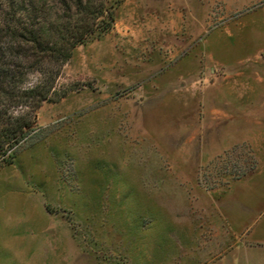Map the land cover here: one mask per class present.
I'll return each mask as SVG.
<instances>
[{
  "label": "rangeland",
  "instance_id": "374dc122",
  "mask_svg": "<svg viewBox=\"0 0 264 264\" xmlns=\"http://www.w3.org/2000/svg\"><path fill=\"white\" fill-rule=\"evenodd\" d=\"M108 7L0 155V264L264 259V0Z\"/></svg>",
  "mask_w": 264,
  "mask_h": 264
},
{
  "label": "trees",
  "instance_id": "16d2710c",
  "mask_svg": "<svg viewBox=\"0 0 264 264\" xmlns=\"http://www.w3.org/2000/svg\"><path fill=\"white\" fill-rule=\"evenodd\" d=\"M110 1L57 0L62 14L42 18L37 0H0V155L34 130V113L44 102L65 97L56 90L62 70L79 45L112 28Z\"/></svg>",
  "mask_w": 264,
  "mask_h": 264
},
{
  "label": "crops",
  "instance_id": "0c3cea01",
  "mask_svg": "<svg viewBox=\"0 0 264 264\" xmlns=\"http://www.w3.org/2000/svg\"><path fill=\"white\" fill-rule=\"evenodd\" d=\"M158 22H159V18L158 17H154ZM240 181V180H239ZM238 182V181H237ZM257 245H263L264 244H261V243H257ZM252 264H264V259H258V260H254L252 262Z\"/></svg>",
  "mask_w": 264,
  "mask_h": 264
}]
</instances>
